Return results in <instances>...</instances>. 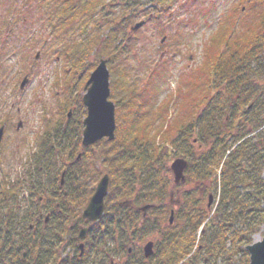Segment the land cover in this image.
I'll use <instances>...</instances> for the list:
<instances>
[{
    "label": "trees",
    "instance_id": "trees-1",
    "mask_svg": "<svg viewBox=\"0 0 264 264\" xmlns=\"http://www.w3.org/2000/svg\"><path fill=\"white\" fill-rule=\"evenodd\" d=\"M51 1L56 2L60 13H67L69 17L84 18L87 21L95 19L97 13H102L105 8L110 9L112 3L122 2L121 16L127 17L120 20L104 19L98 26L99 29L93 32L91 39L89 38L80 46L77 45V49H72L71 54L68 53L70 49L63 51V55L65 52V56L71 59L70 67L77 68L82 66L85 57L97 47L100 51H110V55L106 54L108 60L121 53L120 42L130 40L132 34L138 31L139 28L136 29L137 31L132 30L134 27L132 22L143 13V4L135 0ZM170 1L176 0L154 1L156 8L152 10L162 11ZM244 1L247 2L245 7H250V18L242 22V29L238 33L231 36L235 32L234 24L238 15L232 13L233 16L230 14L224 16L221 21L223 25L219 26V29L209 38L206 47L207 59L199 70L195 84L193 82L195 88L198 79L201 85L214 88V79L212 83L208 82L212 76H217V80L223 85L231 84L230 94L218 91L212 99L206 95L204 99L201 98V101L193 103L189 119L182 120L181 123L177 121L173 126H166V132L159 135L157 143L155 138H149L148 132L154 120H148L143 116L147 111L146 108L144 113V108L151 100L150 88L151 84L156 83L155 77L148 81L150 84L142 85L141 88L138 87L139 89L130 88L127 85L120 91L114 86L116 80L111 77V97L116 107L115 140L98 146V150L102 153V161L99 162L106 168L103 176L107 175L109 178V193L105 200L104 217L113 218L114 222L111 224H115L116 230L124 229L126 234H135L139 240H142L143 234L137 219L138 214L129 208L120 207V202H115L116 198H126L125 201H131L134 206L139 203L140 206L159 204L164 207L163 203L167 198L169 204L174 203L172 207L169 206L171 208L165 206L157 214L156 218L160 219V224L163 221V225L155 223L153 227L160 228L161 238L154 240L157 245L156 252L143 264H187L189 260L192 264L200 260L205 261V264H248V255L244 248L252 243V237L259 233L264 225V181L261 178L264 168V131L257 132L261 141L258 144V140L253 141L252 138H248L247 133L250 132L249 130L246 132V124L241 123L248 114L247 107L255 98H259V90H256L255 82L264 80V73L258 72L261 69L264 70V0H240V3ZM105 2L110 4L109 7ZM253 7H259L261 12L256 21L252 20L255 13H253ZM150 14L161 15L160 11ZM146 20L147 18L142 21V25ZM223 49L224 54H222ZM74 51L78 53V58L74 56ZM86 80L87 78L84 82ZM198 85H200L199 82ZM205 86L203 90L206 89ZM233 96H236V101H232ZM78 105L80 113L77 121L69 125L66 131L64 129L61 134L55 136L57 150L63 149V156H65L63 159L71 158L72 160L73 158L72 161L70 160V165L61 166L60 170L65 172V179L69 180L65 183L66 202L79 203L76 209L77 218L80 217L94 186L103 177L97 168V159L94 161L83 158L84 151L87 150L81 145V124L85 110L80 103ZM161 106L156 105V112L165 121L164 112H162L164 108ZM259 106L262 109L250 121L254 124L250 129L251 133L264 126V102L262 101ZM149 108L148 106V110ZM226 114L230 116V120L229 124L224 126ZM145 120L149 122H142ZM138 123H140L139 126ZM160 130L162 125L156 134ZM234 132L237 136L233 140ZM194 133L198 136L199 146L201 145L199 155L194 153L198 150L195 144L190 142L189 150H183L179 147L181 141L177 142L175 139V135L179 134L183 136L182 143H184L194 137ZM172 148L178 149L179 153L178 151L174 153ZM181 150L184 155L191 156L186 160L188 167L185 172V182L181 187L191 184L203 188V183H207L206 191L203 190L206 195L204 194L202 198L191 195L182 201L176 199L173 202L172 192L168 196L170 181L167 177L169 172L167 163L173 157L174 159L182 157ZM79 154L83 165H79L80 161H76ZM136 171L139 175L141 174L140 178L136 175ZM216 174L218 179L214 177ZM77 178L82 181L80 196L76 191L68 189V185L72 186V184H74V190L76 189ZM136 185L139 189L142 188L141 192ZM216 189H218L219 200L215 213L210 217L206 204L210 192L213 193L212 197H216ZM4 194L1 190V203L5 202L7 194ZM1 203L0 209L3 206ZM176 206L184 208V211L180 210L183 217L180 227L174 209ZM170 211L174 212L171 225H169V219L165 221V215L168 213L169 218ZM121 219H129L128 226L119 222ZM163 226L166 229L162 228ZM199 230H201L199 243H196L195 236ZM13 247L12 240H5L2 244V248L12 256L9 258L11 262L14 260L12 264H30L27 258L22 260V255L18 256L16 253L18 248ZM35 250L33 257L39 256L41 260L44 259V263L50 260L55 261L41 248ZM135 256L130 258L131 262L136 260Z\"/></svg>",
    "mask_w": 264,
    "mask_h": 264
},
{
    "label": "rangeland",
    "instance_id": "rangeland-1",
    "mask_svg": "<svg viewBox=\"0 0 264 264\" xmlns=\"http://www.w3.org/2000/svg\"><path fill=\"white\" fill-rule=\"evenodd\" d=\"M135 1L143 4V6L141 4L143 13L137 16L132 25L142 23L145 18L147 20L138 31L136 30L137 32L132 34L130 40L120 42L121 53L118 52V55L116 54L108 60L106 54L110 55V51H100V48L97 47L89 56L85 57L82 66L77 68L70 67L72 66L71 59L65 56V52L63 55V51L70 49L68 53L71 54L72 49H77V45L80 46L89 38L91 39L93 32L99 29L98 26L103 23L104 19L120 20L127 17L126 15L121 16V13H123L121 11V1L112 3L110 9L105 8L102 13H97L95 19L87 21L84 18L69 17L67 13H60V9H57V4H55L56 2L51 0H0V128L2 125L6 128V133L0 144V194L2 190L3 193L7 194H4L5 200L9 201V204L5 201L4 203L7 205L4 204L1 207V221H4V216L7 213H12L11 210L13 209L12 217L16 218L15 224L19 223L18 220L25 216L27 211L26 196L30 189L27 186H31L32 182L34 184L38 182L36 185H42L45 179V174L42 175L41 173L42 169H49L51 172L50 177L56 175L58 184L60 168L69 164L71 158L70 160L63 159L65 157L63 156V149L57 150L55 136L61 134L64 129L66 131L69 125L73 124L75 120L77 121L80 113L78 104L80 103L83 107L81 97L84 94V79L87 78L88 80L90 73L96 68L100 60L105 59L107 61L109 99L113 104L111 77L116 80L114 86L118 91L127 85L130 88L139 89L138 87L141 88L142 85L150 84L148 81L155 77L156 83L154 82L151 84L152 87L150 86L149 96L151 100L145 106L144 113L146 108L147 111L143 116L148 120H154L148 132L149 138H155L156 143L159 135L166 132V126H173L177 121L181 123L182 120L189 119L193 103L201 101V98L204 99L206 95L212 99L218 91L230 94L231 84L225 83L223 85L222 82L217 80V76H212L208 82L210 84L214 79V88H207L208 86L204 85L206 92H204V86L201 85L199 79L196 88L193 85L198 77L199 70L202 68L205 59H207L206 47L209 38L219 29V26L223 25L221 21H223L224 16L229 14L232 16L234 14L238 15L236 24H234L236 29H234L235 32L231 36L238 33L242 29V22L250 18V7H245L247 2L240 3V0H176L175 2L170 1L168 5L166 4L162 11L158 9L154 12L152 10V8H156L154 7V1L158 0ZM105 3L107 4V2ZM58 5L60 6V2ZM107 5L109 7L110 4ZM242 7L244 8L242 9ZM259 9V7L252 8L253 13L255 12L252 20H258L257 17L261 13ZM159 11L160 16L150 14ZM222 51V54H224V49ZM74 56L78 58V53L75 51ZM156 72L159 73L156 74ZM258 72L263 74L264 70L261 69ZM24 77L27 78V83L21 88ZM198 82L200 85H198ZM114 86L112 85V87ZM255 87L256 90H259V98H255L247 107L248 114L242 119L241 123L246 124V132L248 130L250 132L247 133L248 138H252L253 141L258 140V144H260L261 141H259L260 137L257 132L264 131V126L251 133L250 129L254 124L250 121L262 109L259 104L262 101L264 102V98H262L264 97V80H257ZM232 101H236V96H233ZM157 104L162 105L161 107L164 108L162 112H164L165 121L156 112ZM148 106L150 107L149 110ZM68 114L69 118L66 117ZM148 120L142 122L147 123ZM229 120L230 116L226 114L224 126L229 124ZM18 124H21L19 129H17ZM161 125L162 130L156 134ZM81 128L83 129L82 124ZM236 136L237 133L234 132L232 139L234 140ZM197 137L194 133V137L182 143L183 136L175 135L177 142L181 141L179 143L180 148L189 150L188 144L191 142L198 149L194 153L199 155L201 145L199 146ZM114 140L108 141L104 138L84 151V159L94 161L97 159V168L102 173L101 176H103L106 168L99 162L102 161V153L98 150V146L106 142L111 143ZM172 151L174 153L178 151L177 153H179L178 149L172 148ZM180 154L186 159L182 157L175 158L187 160L191 157L184 155L182 150ZM173 160L174 157L167 163L169 171L167 177L170 181L168 196L172 192L173 202L176 199L182 201L191 195L199 198H202L204 194L206 195L203 190L206 191L207 183H203V188L191 184L185 187L174 184L173 175L169 168ZM192 160L194 161V159ZM80 164L83 165V162L80 161ZM135 173L139 178L141 177L138 171ZM214 177L218 179L217 174ZM65 178L64 176V183H67L69 180ZM261 178L264 181V168ZM76 180H78L77 186L80 185L78 192L81 193L82 181L80 178ZM136 188H138L137 185ZM68 189L73 192L77 191L74 190V184L72 186L68 185ZM138 190L141 192L142 188H138ZM38 194L42 196L43 193ZM210 195L213 196V193L210 192ZM218 197L219 193L216 189V197L214 196L213 200L218 199ZM125 199L116 198L115 202H123ZM167 199L163 205L171 208L174 203L169 204ZM140 205L138 203L137 206ZM180 206L174 207L178 225L183 220L180 210L183 209L184 211V208ZM164 207L154 204L153 209L147 210L144 224L140 225L143 234L142 241L139 242L141 243L140 247L147 241L161 238L160 228H154L153 225L155 223L160 224V219L156 216ZM131 210L138 214L137 219L140 222V213L133 208ZM167 219L168 213L165 215V221ZM143 225H145L144 228ZM160 225H163V221ZM112 230L111 233L114 236L125 233L124 229ZM21 233L30 234V231L26 227V230ZM262 233L263 229L252 237V242L259 241ZM197 234L195 242L199 243L201 233L197 232ZM17 239L18 237L14 240L13 247L18 248L16 253L18 256L25 255L31 261L30 250L28 251L27 246L21 245ZM63 254L65 256L71 255V252L66 247ZM11 257V254H8L6 249L1 248L0 244V263ZM43 260L39 259V261H42L41 264H49L48 262L44 263ZM190 261H187V264H192ZM193 264H203V260Z\"/></svg>",
    "mask_w": 264,
    "mask_h": 264
},
{
    "label": "flooded vegetation",
    "instance_id": "flooded-vegetation-1",
    "mask_svg": "<svg viewBox=\"0 0 264 264\" xmlns=\"http://www.w3.org/2000/svg\"><path fill=\"white\" fill-rule=\"evenodd\" d=\"M20 127L21 124H18L17 129ZM1 129L4 136L6 128L2 125ZM3 136L0 138V144ZM62 172L63 170H60V175ZM41 173L42 175L45 174L42 185H36L38 182L35 184L32 182L31 186H27L30 187L26 196L27 211L23 218H18V225L15 224L16 218L12 217L14 209L11 210L12 213H7L4 216V221L0 220L1 248L5 240L14 242L18 237L17 241L26 245L28 251L31 252V264L41 263L39 256L33 257L35 249L38 248L50 255V258H54L55 261L53 262L47 261L49 264H143L144 261L148 260L144 258L143 254L144 245L148 242H152L153 255L155 254L157 247L155 241H147L140 247L141 243L139 242L142 240H139L135 234L124 233L114 236L113 233H110L113 231L112 229L115 230V224H111L114 222L113 218L104 217L106 204H104L103 213L97 221L92 222L82 218V213L88 202L81 211L80 217L77 218L76 209L79 203L66 202L65 183L61 185L59 177L57 184V176L50 177L49 169H42ZM79 186L76 187V192H78ZM38 193L43 194L39 196ZM5 201L9 204L8 200ZM2 204H5L4 201ZM128 208L140 209L132 205ZM139 212L142 211L139 210ZM143 215L146 214L143 213ZM140 220L141 225L145 218L141 217ZM120 221L126 226L130 222L129 219H121ZM26 227L30 234L21 233L26 230ZM82 230H85L83 235H81ZM66 247L71 255L65 256L63 254ZM132 256L136 258L133 262L130 261ZM25 259L26 256L22 255V260ZM10 260L0 264H12L13 261ZM203 264H205L204 261Z\"/></svg>",
    "mask_w": 264,
    "mask_h": 264
},
{
    "label": "water",
    "instance_id": "water-1",
    "mask_svg": "<svg viewBox=\"0 0 264 264\" xmlns=\"http://www.w3.org/2000/svg\"><path fill=\"white\" fill-rule=\"evenodd\" d=\"M142 23L136 24L132 30H136L141 27ZM26 83L24 79L21 83V88ZM110 89H109V72L106 68V61L100 60L98 66L90 74L89 79L84 86V95L81 102L86 110V117L83 120V132H82V145L87 147L102 138H107L109 141L114 139L115 132V107L114 104L109 101ZM2 136V129H0V138ZM188 165L183 159H175L171 165L170 170L173 174V181L176 185L182 184L185 181L184 172ZM109 179L108 176H104L95 187L94 194L89 199L86 208L82 213L84 220H90L92 222L97 221L104 209V198L108 192ZM212 198L209 197L208 205H211ZM128 205L127 203H123ZM122 204V205H123ZM149 208L144 206L139 210L142 213ZM173 211L170 213L169 223L173 220ZM263 236L259 241L246 246L245 251L248 254V264H264V225ZM85 233V230L81 231V235ZM145 257L152 255V243H148L144 247Z\"/></svg>",
    "mask_w": 264,
    "mask_h": 264
}]
</instances>
